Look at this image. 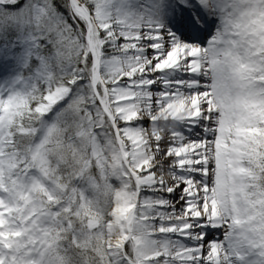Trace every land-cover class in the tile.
Wrapping results in <instances>:
<instances>
[{
    "label": "snow or ice",
    "instance_id": "6c2138e0",
    "mask_svg": "<svg viewBox=\"0 0 264 264\" xmlns=\"http://www.w3.org/2000/svg\"><path fill=\"white\" fill-rule=\"evenodd\" d=\"M0 264H264V0H0Z\"/></svg>",
    "mask_w": 264,
    "mask_h": 264
}]
</instances>
